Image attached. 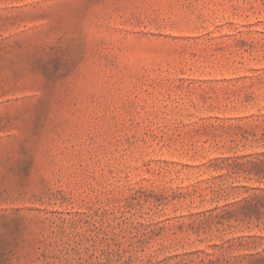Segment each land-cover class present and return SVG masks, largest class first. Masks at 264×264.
<instances>
[{"label": "rangeland", "instance_id": "obj_1", "mask_svg": "<svg viewBox=\"0 0 264 264\" xmlns=\"http://www.w3.org/2000/svg\"><path fill=\"white\" fill-rule=\"evenodd\" d=\"M0 264H264V0H0Z\"/></svg>", "mask_w": 264, "mask_h": 264}]
</instances>
